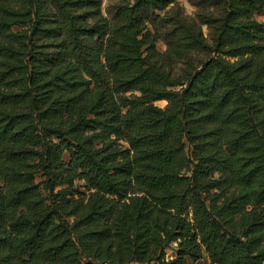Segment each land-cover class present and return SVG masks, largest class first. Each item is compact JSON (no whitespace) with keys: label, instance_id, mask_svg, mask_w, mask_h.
Listing matches in <instances>:
<instances>
[{"label":"trees","instance_id":"16d2710c","mask_svg":"<svg viewBox=\"0 0 264 264\" xmlns=\"http://www.w3.org/2000/svg\"><path fill=\"white\" fill-rule=\"evenodd\" d=\"M260 1L204 14L218 28L214 46L200 27L166 18L161 55L148 24L164 0H137L114 22L102 0H71L83 11L54 56L34 44L57 37L48 0H0V264H189L205 254L264 264V31L249 20ZM33 18L30 31L13 29ZM194 52L219 55L197 62ZM225 127L236 136L223 146ZM39 173L51 195L76 179L87 193L47 204ZM216 175L250 193L229 199ZM59 211L76 221L59 222Z\"/></svg>","mask_w":264,"mask_h":264},{"label":"rangeland","instance_id":"374dc122","mask_svg":"<svg viewBox=\"0 0 264 264\" xmlns=\"http://www.w3.org/2000/svg\"><path fill=\"white\" fill-rule=\"evenodd\" d=\"M137 0H102L101 12L102 14L109 19V21L114 22L118 17V12L124 9L127 6L133 5ZM224 0H164L167 5L166 8L162 11L154 10V14L157 18L151 15L152 24H148L149 29L153 31V33L157 36L156 49L158 53L161 55H165L168 50V40L167 33L170 30V25L167 22L166 18L177 19L185 22L188 26L194 25L196 27H200L205 36V40L208 44L212 46L215 45L217 36L219 34L218 28L216 26H209L204 24V14H210L216 19H220L225 12L229 10L228 5L223 2ZM68 2L71 0H48V9L47 14L50 16V22L52 25V29L54 31L53 35L57 36L53 39H45L40 38V40H35L34 44L43 48L46 53L57 56L59 45L62 44L63 38L68 34V31L71 26L70 17L74 15L80 14L83 10H77L72 8ZM18 7V6H16ZM153 13V12H152ZM42 15V14H41ZM70 16V17H69ZM166 19V20H165ZM249 20L254 21L261 25L264 31V0H261L255 8L250 9ZM34 23V18L28 21L27 24H18L13 27L15 31L19 30H28L32 29ZM80 26H83L80 23ZM264 33V32H263ZM260 43V42H259ZM264 46V42L260 43ZM30 50H33L31 47ZM57 51V52H56ZM56 52V53H55ZM219 54H213L211 56L205 53H192L193 59L197 62H206L211 57H218ZM246 58V57H245ZM225 62L230 66H238L241 63L240 58H224ZM261 64H264V59L260 60ZM179 67H184L183 64H179ZM64 68V67H63ZM177 74H180L181 71L178 69L175 70ZM264 82V78L262 80ZM186 86V85H184ZM181 86H176L174 89L180 90ZM159 107L165 108L166 102L159 101L156 103ZM216 129V127H208V131ZM235 128L225 127L220 128L217 136L215 137L220 145H225L224 143L231 141L235 136ZM119 145L122 147H127V143L123 141H119ZM187 153L191 154V149L188 146L186 149ZM69 154L65 153L64 160L69 161ZM220 175H216V179H219ZM220 182V191L228 197L231 198H239L242 195L250 193V189L246 186L238 184L235 180H233L229 175H224L221 178ZM45 181V177L43 173H39L35 175V182L41 185L43 189L42 193L47 198V204L59 205L60 199H69L70 191L78 190L80 193H87L84 182L76 179L72 186L64 185L59 186L53 195L49 193V191L44 190L43 182ZM59 197H56V193L61 191ZM79 194L74 193V199H77ZM251 207V206H250ZM251 209V208H248ZM59 222L66 221L70 224H73L76 221V216L74 214H70L69 212H58ZM239 217H237L238 219ZM245 232L244 228L241 226H237V233L243 235ZM176 246L177 244H173L172 248L166 250L165 258L167 260H171L176 256ZM136 264V263H133ZM189 264H216L212 259L209 258L207 254H205L198 261H189Z\"/></svg>","mask_w":264,"mask_h":264}]
</instances>
